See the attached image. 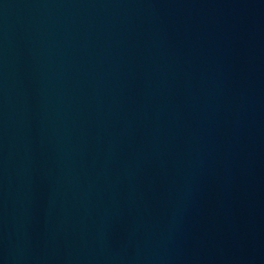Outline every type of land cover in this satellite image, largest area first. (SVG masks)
<instances>
[{"label": "water", "instance_id": "obj_1", "mask_svg": "<svg viewBox=\"0 0 264 264\" xmlns=\"http://www.w3.org/2000/svg\"><path fill=\"white\" fill-rule=\"evenodd\" d=\"M0 264H264V0H0Z\"/></svg>", "mask_w": 264, "mask_h": 264}]
</instances>
